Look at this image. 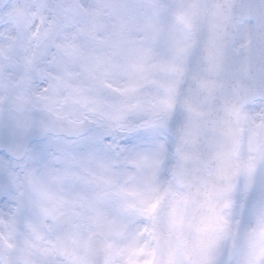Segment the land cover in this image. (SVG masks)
<instances>
[{"label": "snow or ice", "instance_id": "1", "mask_svg": "<svg viewBox=\"0 0 264 264\" xmlns=\"http://www.w3.org/2000/svg\"><path fill=\"white\" fill-rule=\"evenodd\" d=\"M0 264H264V0H0Z\"/></svg>", "mask_w": 264, "mask_h": 264}]
</instances>
